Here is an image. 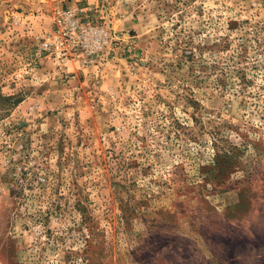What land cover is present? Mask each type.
<instances>
[{
    "label": "rangeland",
    "instance_id": "1",
    "mask_svg": "<svg viewBox=\"0 0 264 264\" xmlns=\"http://www.w3.org/2000/svg\"><path fill=\"white\" fill-rule=\"evenodd\" d=\"M0 264H264V0H0Z\"/></svg>",
    "mask_w": 264,
    "mask_h": 264
},
{
    "label": "built area",
    "instance_id": "2",
    "mask_svg": "<svg viewBox=\"0 0 264 264\" xmlns=\"http://www.w3.org/2000/svg\"><path fill=\"white\" fill-rule=\"evenodd\" d=\"M118 39L109 23H98L84 16L77 4L54 12V28L46 41L50 55L62 62L100 66Z\"/></svg>",
    "mask_w": 264,
    "mask_h": 264
}]
</instances>
